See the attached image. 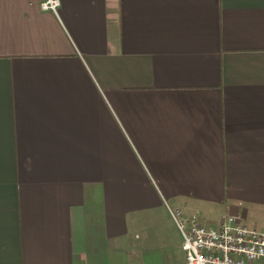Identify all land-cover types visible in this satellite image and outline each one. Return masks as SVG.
Returning a JSON list of instances; mask_svg holds the SVG:
<instances>
[{
  "label": "crops",
  "instance_id": "crops-1",
  "mask_svg": "<svg viewBox=\"0 0 264 264\" xmlns=\"http://www.w3.org/2000/svg\"><path fill=\"white\" fill-rule=\"evenodd\" d=\"M53 1L0 0V264H180L166 205L264 231V0Z\"/></svg>",
  "mask_w": 264,
  "mask_h": 264
},
{
  "label": "built area",
  "instance_id": "built-area-1",
  "mask_svg": "<svg viewBox=\"0 0 264 264\" xmlns=\"http://www.w3.org/2000/svg\"><path fill=\"white\" fill-rule=\"evenodd\" d=\"M58 2L47 0L42 9L55 10ZM181 238L187 264H264V231L249 229L238 216H223L218 227H208L199 212L185 215L166 205Z\"/></svg>",
  "mask_w": 264,
  "mask_h": 264
},
{
  "label": "rangeland",
  "instance_id": "rangeland-1",
  "mask_svg": "<svg viewBox=\"0 0 264 264\" xmlns=\"http://www.w3.org/2000/svg\"><path fill=\"white\" fill-rule=\"evenodd\" d=\"M217 224V223H216ZM219 224L217 225H213V227H218ZM247 228L249 229H256L257 231H261L260 230V227H257V226H253V225H245ZM141 243V244H140ZM164 247V243H155V241H150V242H144V241H141L139 242V244H135L134 245V248L135 249H144V252H134L132 253L131 255L128 256V259H126L125 263L126 264H164V260H161L159 259L158 257L153 259L152 257H150L148 260L146 258H148L149 255H145L147 254L145 250H150V249H155L156 252L158 251H161V254H163V248ZM159 254V255H161ZM158 256V255H157ZM145 257V260L143 259ZM163 257V256H162ZM152 258V259H151ZM180 264H187L185 259L183 262H180Z\"/></svg>",
  "mask_w": 264,
  "mask_h": 264
}]
</instances>
